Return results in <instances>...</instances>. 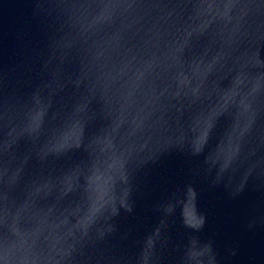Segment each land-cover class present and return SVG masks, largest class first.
Here are the masks:
<instances>
[{"label": "water", "instance_id": "water-1", "mask_svg": "<svg viewBox=\"0 0 264 264\" xmlns=\"http://www.w3.org/2000/svg\"><path fill=\"white\" fill-rule=\"evenodd\" d=\"M224 92L49 107L46 129L70 124L49 150L78 141V125L82 144L45 160L33 155L19 183L0 177V264H264V160L253 157L219 182L207 160L222 140L231 156L243 126L227 131L221 117L205 152L190 148L197 122L206 127L235 102V91ZM34 110L1 114L0 136ZM29 151L38 144L21 141L16 155ZM189 187L204 217L198 229L185 223Z\"/></svg>", "mask_w": 264, "mask_h": 264}, {"label": "clouds", "instance_id": "clouds-1", "mask_svg": "<svg viewBox=\"0 0 264 264\" xmlns=\"http://www.w3.org/2000/svg\"><path fill=\"white\" fill-rule=\"evenodd\" d=\"M262 78H264V69L259 65L250 70L247 75L236 76L225 89V92L235 90V102L225 112L216 116L206 127L202 128L197 122L193 128L190 148L194 155H200L205 152L211 131L219 118L225 117L230 120L227 131L238 124L243 126V134L235 141L237 147L231 156L226 157L223 154L224 140L220 141L214 149L208 151V162L218 168V182L226 173H234L246 164L251 166L256 161L264 160V87L261 85ZM36 104V109L28 115L19 129H9L7 133L0 136V177H11L13 183H19L24 172V165L33 155L39 160H45L49 156L58 157L69 149H78L82 144L83 128L78 125L80 129L78 141L68 142L57 150H49V145L61 141L70 124L61 125L53 130L46 129L49 106L43 104L39 99ZM37 115H39V125L34 127L33 120ZM21 141H24L25 144H38V151L35 153L29 151L23 156L16 155ZM253 157L256 158V161H253ZM65 181H67L65 182V191H71L72 176L67 175ZM47 194H51V189ZM195 198V190L189 187L185 208H190L191 213L190 215L184 213V216L185 223L189 227L198 229L203 226L204 217L198 215ZM121 204L131 211V208L123 200ZM113 214H116L115 208H113ZM192 255L195 257L197 253Z\"/></svg>", "mask_w": 264, "mask_h": 264}]
</instances>
